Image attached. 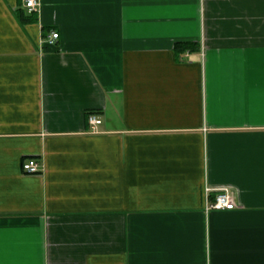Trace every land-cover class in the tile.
Listing matches in <instances>:
<instances>
[{
    "label": "crops",
    "instance_id": "0c3cea01",
    "mask_svg": "<svg viewBox=\"0 0 264 264\" xmlns=\"http://www.w3.org/2000/svg\"><path fill=\"white\" fill-rule=\"evenodd\" d=\"M0 264H264V0H0Z\"/></svg>",
    "mask_w": 264,
    "mask_h": 264
},
{
    "label": "built area",
    "instance_id": "2783aa9c",
    "mask_svg": "<svg viewBox=\"0 0 264 264\" xmlns=\"http://www.w3.org/2000/svg\"><path fill=\"white\" fill-rule=\"evenodd\" d=\"M25 9L32 13L37 11L40 5V0H22ZM58 36V33L53 31L48 36L47 42L52 43ZM88 123L92 129H95L98 124L101 123V117L96 113H89L87 116ZM22 171L25 173H37L39 171L38 163L34 159H26L22 162ZM207 192L211 191V188L206 189ZM236 207V197L234 191L228 186H222L216 189L213 199L206 197L205 209L206 211L215 209H233Z\"/></svg>",
    "mask_w": 264,
    "mask_h": 264
},
{
    "label": "trees",
    "instance_id": "16d2710c",
    "mask_svg": "<svg viewBox=\"0 0 264 264\" xmlns=\"http://www.w3.org/2000/svg\"><path fill=\"white\" fill-rule=\"evenodd\" d=\"M193 45L194 44L190 42H179V43H176L175 48L177 51H183L185 49H192L194 47ZM89 113H97V111L91 110L89 111Z\"/></svg>",
    "mask_w": 264,
    "mask_h": 264
}]
</instances>
